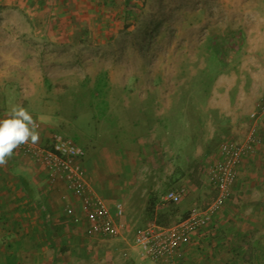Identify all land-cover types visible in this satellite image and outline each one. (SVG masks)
<instances>
[{"label":"rangeland","instance_id":"rangeland-1","mask_svg":"<svg viewBox=\"0 0 264 264\" xmlns=\"http://www.w3.org/2000/svg\"><path fill=\"white\" fill-rule=\"evenodd\" d=\"M263 96L264 0H0V111L22 105L38 129L85 152L107 144L138 154L130 184L147 187L117 235L90 236L83 204L65 199L61 239L102 248L91 264H165L140 254L137 228L171 208L161 199L171 187L184 186L188 203L173 205L168 225L213 199L220 145L251 134L264 142V116L251 115ZM242 185L196 233L251 228L238 214L263 208L264 184ZM186 249L177 264H189Z\"/></svg>","mask_w":264,"mask_h":264},{"label":"crops","instance_id":"crops-1","mask_svg":"<svg viewBox=\"0 0 264 264\" xmlns=\"http://www.w3.org/2000/svg\"><path fill=\"white\" fill-rule=\"evenodd\" d=\"M7 112L1 110L0 119L5 118ZM38 131L40 139L36 144H44L50 140L48 128ZM256 147L255 154L247 153L239 162L233 187L238 184H264V168L259 170L260 164L264 167V142ZM135 156H138L137 152L131 154L128 148L120 152L116 146L104 144L91 146L82 159L88 189L103 201L112 215L115 214V204L122 202L123 219L129 214L131 202L139 196V191L147 187L143 184H130L131 166L134 164L131 158ZM60 182L51 184L47 180L46 168L20 152L14 151L6 166L0 167V264H66L67 253L75 255L72 264H91L93 257L104 252L102 248L82 245L67 248L63 244L65 240L61 238H64L65 199L68 197L78 207L83 202L79 196L67 191L63 182ZM262 201L259 204L262 209L251 211L245 217L237 213L239 218H245L251 224L250 229H239L250 242L241 246L245 261L240 264H264V245L258 244L260 238H264V230L257 225L261 222L264 225V199ZM187 203L188 201H181L180 208H184ZM215 217V214L211 217L210 225ZM217 233L218 236L221 235L220 229ZM217 233L213 230H207L206 234L190 232L178 255L186 253V248L192 249L200 244L201 263L210 264L206 261L214 245L206 247L202 242L214 234L216 236L212 237L213 240L218 239ZM83 235L79 233L76 236ZM190 251L184 258L188 262ZM258 254L262 255L257 258ZM93 262L95 263L94 260Z\"/></svg>","mask_w":264,"mask_h":264},{"label":"built area","instance_id":"built-area-1","mask_svg":"<svg viewBox=\"0 0 264 264\" xmlns=\"http://www.w3.org/2000/svg\"><path fill=\"white\" fill-rule=\"evenodd\" d=\"M251 115L255 118L264 116V96ZM260 142L261 138L254 134L249 135L245 143L236 140L223 142L219 147V156L209 171L216 191L213 199L206 205L194 204L187 216L177 224L163 226L148 221L137 228L134 242L140 254L152 261L177 264L175 256L188 240L190 232L207 225L213 213L229 198L239 162L247 153L253 152ZM14 151L40 162L47 170L49 182H64L82 199L90 236L117 235L125 227L122 221V202L115 204V214L112 215L103 201L88 189L82 165L85 150L72 137L56 131L47 143L35 144L29 141ZM186 194L187 189L179 186L168 189L161 199L164 205L177 204Z\"/></svg>","mask_w":264,"mask_h":264},{"label":"trees","instance_id":"trees-1","mask_svg":"<svg viewBox=\"0 0 264 264\" xmlns=\"http://www.w3.org/2000/svg\"><path fill=\"white\" fill-rule=\"evenodd\" d=\"M53 132H56V131H53ZM154 205H155V199L153 198L149 202V205L146 208V213H148L149 217H152V218H153V214L155 213ZM173 205L174 204H168L167 206L171 208H168V209L165 208L162 211L157 212L155 214V221L159 225L167 226L169 222L175 218V216L177 215V212L175 209L172 208ZM228 226L229 225L226 224L225 226H222L220 228V232H221L220 236H222V238L218 236L217 241L213 242V238L209 236L203 239L204 241L202 243L204 245H207L208 243L209 245H214L211 248L210 255L206 262H209L210 264H240V262L245 261L244 254H242L241 252V246H243V244H249L250 242L247 239V236L243 235L241 230H233L232 226L231 227H228ZM260 239L261 240L258 241V244L264 245V238H260ZM200 248H201V245L199 244L191 249L189 253L190 255L189 264H202L201 263L202 258L198 256L200 254L199 253ZM260 255L262 254H258L257 258Z\"/></svg>","mask_w":264,"mask_h":264},{"label":"clouds","instance_id":"clouds-1","mask_svg":"<svg viewBox=\"0 0 264 264\" xmlns=\"http://www.w3.org/2000/svg\"><path fill=\"white\" fill-rule=\"evenodd\" d=\"M38 124L22 105H15L0 119V167L6 166L15 149L40 139Z\"/></svg>","mask_w":264,"mask_h":264}]
</instances>
